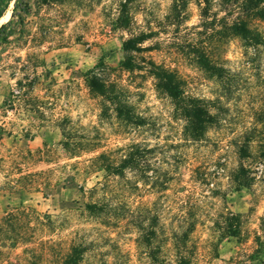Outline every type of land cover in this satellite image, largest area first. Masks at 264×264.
<instances>
[{
    "label": "rangeland",
    "instance_id": "obj_1",
    "mask_svg": "<svg viewBox=\"0 0 264 264\" xmlns=\"http://www.w3.org/2000/svg\"><path fill=\"white\" fill-rule=\"evenodd\" d=\"M13 1L0 0V264H72L73 246L82 252L75 264H176L181 255L187 264H264V20L231 8L240 0H186V19L166 26L172 0H130L122 30L121 0H30L12 17ZM229 9L227 22L260 35L255 48L224 31ZM149 29L159 32L143 44L152 49L129 54L142 70L119 72L122 41ZM202 47L221 77L195 63ZM141 60L173 69L185 95L216 115L202 140L184 138ZM101 63L145 125L99 118L83 74ZM19 84L25 95L11 104ZM61 127L97 151L67 159ZM130 143L150 152L141 178L87 170L90 157H116ZM227 211L240 216L241 233L218 242L212 258Z\"/></svg>",
    "mask_w": 264,
    "mask_h": 264
},
{
    "label": "trees",
    "instance_id": "obj_2",
    "mask_svg": "<svg viewBox=\"0 0 264 264\" xmlns=\"http://www.w3.org/2000/svg\"><path fill=\"white\" fill-rule=\"evenodd\" d=\"M207 0H202L205 3ZM130 0H121L119 13L116 18L115 27L117 29L126 30L131 25V18L128 11ZM30 0H14L12 7V17L15 16L20 11L29 8ZM231 8L243 9L245 13L249 15H254L255 18L264 20V0H240V4L237 6V2H233ZM186 0H172L168 13L164 16L163 23L166 26H179L186 19ZM200 15L205 16L207 19V9L204 7L200 10ZM228 11L224 13L223 22L224 31L226 30L230 37H239L241 39L247 40L255 48V46L260 44V35L253 33L249 28H247L244 21L236 20L232 22H227L226 18L229 14ZM2 12H0V16ZM4 29V25L0 26V33ZM158 31L147 30L142 31L137 34H132L121 43L122 51L125 53L124 58L120 61L118 65L119 72L126 71L132 72L135 70H142L141 66L136 65L131 53H144L150 51L152 48L147 46L144 47L143 44L146 43L152 37L158 35ZM5 39V36H2ZM195 63L206 73L211 76L221 77L222 67L218 66L216 62H213L211 57L202 47L201 50L194 49ZM140 63L146 65V70L152 76L155 83V90L158 94H161L169 98L175 116L183 121L182 134L185 139L191 141H200L205 136L206 132L213 128L218 122L217 117L213 114L208 105L196 98H191L185 95L182 81L180 80L178 74L168 67L161 64H156L151 60L145 61L141 60ZM98 70L91 69L83 74V79L88 93L99 99L100 113L99 118L101 120H106L109 118L115 119L119 124L137 129L145 125L146 119L135 112L134 108L129 104L125 97L123 88L118 84V82L113 79L110 80L105 72L107 68L103 66ZM111 71V70H110ZM114 71V70H113ZM21 85L19 84V90L15 93L10 92L9 96L11 104H13V97L23 99L25 95L21 92ZM11 104L9 103L10 107ZM61 129L62 140L59 142L60 148L63 150L67 159H72L80 157L85 154H93L97 151L96 145H91L90 142L85 141L83 137H79L76 140L75 136H70L64 128ZM249 144L250 139L246 140ZM148 150L139 143L128 144L122 153L118 156L112 157L108 152H99L98 154L87 159L88 165H86L87 170L98 171L101 170L108 177H118L121 178L125 175L127 171L134 173L138 178H141L146 174V153ZM240 157L247 156V149L241 147L239 150ZM264 158V152L261 156ZM237 188L245 187L242 184H237ZM84 210L89 213H95L98 210L96 203H85ZM222 222L214 227L218 232V240L216 244L213 245L212 258H216V246L218 242L224 238L237 237L241 233V219L240 216L232 212H225L222 216ZM192 228L187 229L184 232L183 237H187L188 232H191ZM183 242V241H182ZM184 246H182L183 248ZM179 250V248H177ZM71 253L66 256L72 264L77 263L82 252L78 246L71 247ZM176 264H187L184 256L181 255L176 261Z\"/></svg>",
    "mask_w": 264,
    "mask_h": 264
}]
</instances>
